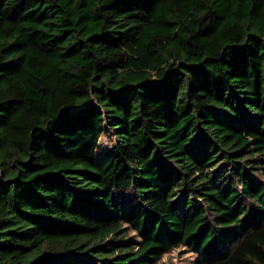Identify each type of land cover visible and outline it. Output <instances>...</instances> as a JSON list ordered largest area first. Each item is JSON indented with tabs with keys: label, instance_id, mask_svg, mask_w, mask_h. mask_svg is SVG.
<instances>
[{
	"label": "trees",
	"instance_id": "obj_1",
	"mask_svg": "<svg viewBox=\"0 0 264 264\" xmlns=\"http://www.w3.org/2000/svg\"><path fill=\"white\" fill-rule=\"evenodd\" d=\"M183 247L264 264V0H0V264Z\"/></svg>",
	"mask_w": 264,
	"mask_h": 264
},
{
	"label": "rangeland",
	"instance_id": "obj_2",
	"mask_svg": "<svg viewBox=\"0 0 264 264\" xmlns=\"http://www.w3.org/2000/svg\"><path fill=\"white\" fill-rule=\"evenodd\" d=\"M99 153L110 149L113 143V136L109 132H105L99 139ZM195 254L186 247L173 249L164 254L157 264H195Z\"/></svg>",
	"mask_w": 264,
	"mask_h": 264
}]
</instances>
